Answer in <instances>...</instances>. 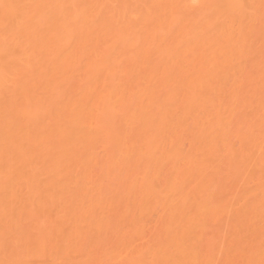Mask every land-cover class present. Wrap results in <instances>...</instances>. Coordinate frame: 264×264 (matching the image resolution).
<instances>
[{
	"label": "bare ground",
	"instance_id": "1",
	"mask_svg": "<svg viewBox=\"0 0 264 264\" xmlns=\"http://www.w3.org/2000/svg\"><path fill=\"white\" fill-rule=\"evenodd\" d=\"M264 0H0V264H261Z\"/></svg>",
	"mask_w": 264,
	"mask_h": 264
},
{
	"label": "snow or ice",
	"instance_id": "2",
	"mask_svg": "<svg viewBox=\"0 0 264 264\" xmlns=\"http://www.w3.org/2000/svg\"><path fill=\"white\" fill-rule=\"evenodd\" d=\"M261 264H264V261H262Z\"/></svg>",
	"mask_w": 264,
	"mask_h": 264
}]
</instances>
